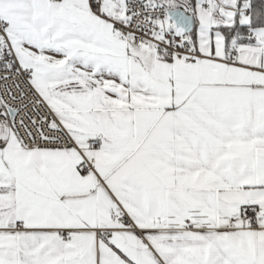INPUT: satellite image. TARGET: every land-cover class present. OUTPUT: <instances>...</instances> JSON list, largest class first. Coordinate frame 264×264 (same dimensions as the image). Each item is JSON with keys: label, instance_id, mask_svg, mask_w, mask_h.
<instances>
[{"label": "snow or ice", "instance_id": "obj_1", "mask_svg": "<svg viewBox=\"0 0 264 264\" xmlns=\"http://www.w3.org/2000/svg\"><path fill=\"white\" fill-rule=\"evenodd\" d=\"M0 264H264V0H0Z\"/></svg>", "mask_w": 264, "mask_h": 264}]
</instances>
